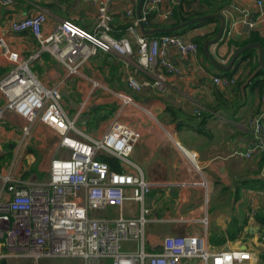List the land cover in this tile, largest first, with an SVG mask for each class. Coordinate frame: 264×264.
Listing matches in <instances>:
<instances>
[{
  "label": "crops",
  "instance_id": "crops-1",
  "mask_svg": "<svg viewBox=\"0 0 264 264\" xmlns=\"http://www.w3.org/2000/svg\"><path fill=\"white\" fill-rule=\"evenodd\" d=\"M144 1H113V37L126 36L125 28L131 22L126 12L131 10L137 16ZM178 4L188 11L205 9L200 0H164L162 10ZM96 11L95 5L81 0H14L11 5H0L3 23L0 42L28 61L31 72L43 86L58 87L61 94L69 95L68 99L62 95V104L79 130L91 137H100L118 121L139 133L140 139L128 158L131 165L114 159L118 172L136 174L139 170L145 180L160 184L145 200L151 211L146 225L147 252H158L165 237L188 234L204 237L211 251L246 250L251 253L252 260L241 264H258L264 243L260 226L250 213L252 210L264 212V155L254 154L249 159L243 156L252 141L249 122L260 111L263 97L254 86L257 70H253L248 61H240L237 66L235 62L228 70L232 74L227 76L236 79L235 86L221 88L212 78L225 76V72L207 60L203 49L192 57L166 46L164 51L174 68L173 73L161 68L143 69L137 63L136 54L124 58L98 53L80 67L78 74L67 75L57 59L49 51L42 50L31 33L15 34L7 28L9 22L43 12L47 17L42 25L44 36L62 20H71L92 31ZM220 15L226 21V28L234 25L230 39L222 37L208 48L218 63L227 65L233 53L241 48L236 45L248 39L251 32L264 40V13L256 0H230ZM257 16L260 19L256 27L244 33L248 18ZM166 23L169 20H161L156 12L150 15V26L160 27ZM217 26L220 21L218 25L208 23L194 28L182 37L194 41L197 37L210 36ZM132 45L135 51L133 41ZM256 56L258 63L257 50ZM10 69L0 46V81ZM158 74H161L160 88L153 85ZM129 75L143 85L140 91L127 86ZM124 97H130L132 102L126 103ZM72 101L78 105L77 110L72 107ZM2 102L0 98V106ZM102 106L114 108L112 115L97 128L88 130L84 114L88 109ZM69 112H73L72 117ZM79 121L80 126H77ZM26 126L23 118L11 113L0 121V157L8 152L11 154L9 160L0 161L1 202L10 199L6 178L18 185L45 183L50 161L62 154L58 149L59 138L50 127L35 121L29 126V135L24 137ZM32 143L39 147L48 144L52 148L39 157L38 152L29 147ZM191 154L196 155L194 160ZM40 179L45 180L38 181ZM133 204L136 210L129 213L126 206ZM122 210L127 218L139 215V205L134 202H126ZM117 213L116 208L110 207L95 215L114 218ZM134 247L135 244L122 245L123 250Z\"/></svg>",
  "mask_w": 264,
  "mask_h": 264
},
{
  "label": "built area",
  "instance_id": "built-area-1",
  "mask_svg": "<svg viewBox=\"0 0 264 264\" xmlns=\"http://www.w3.org/2000/svg\"><path fill=\"white\" fill-rule=\"evenodd\" d=\"M14 0H0L1 6ZM96 6L95 23L87 31L71 20H62L47 36L42 25L47 17L43 12L8 23L11 33L29 32L42 50L49 51L61 64L67 75H76L80 67L98 53L130 57L136 54L137 63L145 70L156 68L173 73L174 68L166 58L164 48L171 46L183 56L195 57L199 46L182 36L163 35L147 39L141 27L148 30L150 15L157 13L161 20L171 16L172 9L162 10L164 0L144 1L140 13L131 10L126 16L131 22L125 28L126 36H112V5L114 0H81ZM264 13V3L256 0ZM262 14V13H261ZM247 17V14L244 15ZM261 16V15H259ZM247 23L255 28L260 17ZM3 23L0 21V26ZM233 24L225 27L223 37H232ZM132 41L135 43L134 51ZM2 56L11 65L10 71L0 81V121L7 113L23 118L28 126L23 136L29 135V126L35 121L50 127L57 134L59 157L49 163L48 180L39 184L18 185L6 178L8 201H0V264L8 258L41 260L47 258L80 259L83 264H241L252 260L246 250L229 249L211 251L204 237L179 235L165 237L158 252H147L146 225L151 211L145 205L146 196L160 187L156 182L136 174L116 171L99 159L101 156L116 158L128 165V158L137 145L140 135L131 127L114 121L100 137H91L76 127L69 119L62 104L58 87H45L31 72L28 61L0 42ZM213 83L221 88H232L234 77L215 76ZM127 86L140 91L134 76L126 79ZM154 86L161 87V74ZM131 103L130 97H124ZM79 113L77 114V117ZM252 141L243 154L247 159L254 154L264 155V97L260 111L249 122ZM195 154L190 157L194 160ZM126 202L139 205L137 218L123 214ZM118 210L114 218L97 216L107 208ZM257 210L251 211L254 217ZM125 243L135 244L131 250H123Z\"/></svg>",
  "mask_w": 264,
  "mask_h": 264
},
{
  "label": "trees",
  "instance_id": "trees-1",
  "mask_svg": "<svg viewBox=\"0 0 264 264\" xmlns=\"http://www.w3.org/2000/svg\"><path fill=\"white\" fill-rule=\"evenodd\" d=\"M230 0H222L221 2H217L216 0H200L201 4L205 5V9H198V10H185L182 8L181 4L175 5L172 7L171 10V16L168 19L169 23H166L160 27L158 26H150L148 30H154L157 28H175L178 25L189 21L193 18L196 17H202V16H206V15H210V14H220L221 11L227 6V4L229 3ZM188 2V1H187ZM150 19V17H149ZM208 23H219V20L216 18H212L209 20H205L202 22H198V23H194L191 24L189 26H185L179 30H175L172 32H165V33H156V34H152V35H145V37L147 39H152V38H156L159 36H163V35H169V36H183L186 32L197 28L199 26L208 24ZM218 26L216 27V29L214 30L212 35H206V36H201V37H197L194 39V41L198 44L199 46V50L202 49L203 44L205 42H207L208 40L212 39L213 37H215L217 35L218 32ZM251 43H260L262 45L263 51H264V40L261 39L257 34L251 32L248 39L240 42L239 44H237L236 46L238 47H243L245 45L251 44ZM256 49H250L247 50L245 52H243L241 54V57L236 60V66L239 65L240 61H248V64L252 67L253 70H257L255 72L254 75V86H256L259 90V93L261 94V96L264 97V71L259 70V65L256 61ZM232 73H229V71L225 72L224 75L228 76ZM259 76H262V79H257ZM253 79V80H254ZM114 110V108H112L111 110L108 107H96L94 109H88V111L84 114L83 116V121H84V125L87 127L88 130H92L95 129L99 126V124L101 122H103L105 119H107L110 115H112V111ZM102 113H105L104 115ZM11 154L10 152H8L4 157H0V161H7L9 160ZM100 160L107 162L110 167L114 170H118L117 169V160H115L112 157H107V156H101L99 157ZM264 161V159H263ZM261 165H263V163H261ZM255 220L256 222L259 224L260 226V231L262 233V239L261 242L264 243V212L258 211L255 214ZM1 264H6V260H2ZM258 264H264V248L261 249L260 253H259V258H258Z\"/></svg>",
  "mask_w": 264,
  "mask_h": 264
},
{
  "label": "water",
  "instance_id": "water-1",
  "mask_svg": "<svg viewBox=\"0 0 264 264\" xmlns=\"http://www.w3.org/2000/svg\"><path fill=\"white\" fill-rule=\"evenodd\" d=\"M212 18H216L220 21V26H219V29H218V32H217V35L214 39L212 40H208L207 42H205L203 44V53L205 55V57L207 58V60L217 69L221 70V71H224V72H227L232 66L233 64L235 63L236 60H238L240 57H241V54L247 50H250V49H256L258 51V65H259V70H262L264 71V51H263V48H262V45L260 43H251V44H248V45H245L239 49H237L233 55L231 56V59L229 61V63L227 65H222L220 63H218L215 59H213L209 53V46L212 45V44H216L218 43L219 41H221L222 37H223V33H224V30H225V27H226V21L224 19V17L220 14H210V15H206V16H202V17H196V18H193L189 21H186L180 25H178L177 27L175 28H168V29H154V30H145L143 27H141V32L144 34V35H152V34H156V33H165V32H172V31H175V30H179L185 26H189L191 24H194V23H198V22H202V21H205V20H209V19H212ZM251 31L250 29V26L248 23H245L244 24V33H249ZM63 97L65 99H68L69 98V95L66 94V93H62ZM71 105L72 107L77 110L78 109V105L75 103V102H71ZM191 264H197V260H193Z\"/></svg>",
  "mask_w": 264,
  "mask_h": 264
},
{
  "label": "rangeland",
  "instance_id": "rangeland-1",
  "mask_svg": "<svg viewBox=\"0 0 264 264\" xmlns=\"http://www.w3.org/2000/svg\"><path fill=\"white\" fill-rule=\"evenodd\" d=\"M64 108L67 110V107L64 105ZM69 116H73V112H69ZM77 126H80V121L77 122ZM32 149L36 150L38 152L39 157H41L42 152L51 150V146L48 144H45L42 147L37 146V144L32 143L31 146ZM45 179H40L38 181H44ZM127 211L131 213V211L136 210L135 205H127L126 206ZM127 248V247H125ZM7 264H83V261L80 259H60V258H47V259H41L38 261L35 260H29V259H20V258H8ZM105 264H112L111 259H107L105 261Z\"/></svg>",
  "mask_w": 264,
  "mask_h": 264
}]
</instances>
